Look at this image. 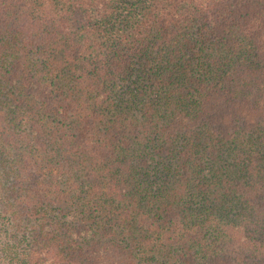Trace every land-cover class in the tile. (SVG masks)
<instances>
[{
  "label": "trees",
  "instance_id": "obj_1",
  "mask_svg": "<svg viewBox=\"0 0 264 264\" xmlns=\"http://www.w3.org/2000/svg\"><path fill=\"white\" fill-rule=\"evenodd\" d=\"M0 264H264V0H0Z\"/></svg>",
  "mask_w": 264,
  "mask_h": 264
}]
</instances>
